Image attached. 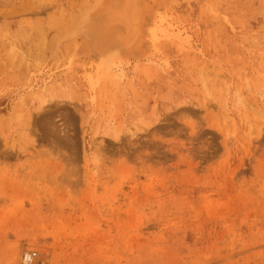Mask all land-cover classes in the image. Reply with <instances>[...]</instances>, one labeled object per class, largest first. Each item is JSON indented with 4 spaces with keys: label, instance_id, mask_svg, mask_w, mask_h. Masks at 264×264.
<instances>
[{
    "label": "rangeland",
    "instance_id": "374dc122",
    "mask_svg": "<svg viewBox=\"0 0 264 264\" xmlns=\"http://www.w3.org/2000/svg\"><path fill=\"white\" fill-rule=\"evenodd\" d=\"M89 2L0 0V264H264V0H172L108 71Z\"/></svg>",
    "mask_w": 264,
    "mask_h": 264
},
{
    "label": "bare ground",
    "instance_id": "6f19581e",
    "mask_svg": "<svg viewBox=\"0 0 264 264\" xmlns=\"http://www.w3.org/2000/svg\"><path fill=\"white\" fill-rule=\"evenodd\" d=\"M171 1L93 0V4L90 1L86 5H92L82 7L85 9L83 15L72 24L74 27L70 25L73 29H68L67 36L64 35L69 38L66 50L79 49L84 61L91 62L98 70L108 71L132 61L142 63L151 53L152 36L155 35L153 25ZM121 72L117 73L122 75Z\"/></svg>",
    "mask_w": 264,
    "mask_h": 264
}]
</instances>
